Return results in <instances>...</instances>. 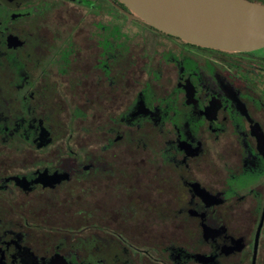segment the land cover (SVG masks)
Instances as JSON below:
<instances>
[{
    "label": "flooded vegetation",
    "instance_id": "1",
    "mask_svg": "<svg viewBox=\"0 0 264 264\" xmlns=\"http://www.w3.org/2000/svg\"><path fill=\"white\" fill-rule=\"evenodd\" d=\"M0 264H264V48L0 0Z\"/></svg>",
    "mask_w": 264,
    "mask_h": 264
},
{
    "label": "water",
    "instance_id": "2",
    "mask_svg": "<svg viewBox=\"0 0 264 264\" xmlns=\"http://www.w3.org/2000/svg\"><path fill=\"white\" fill-rule=\"evenodd\" d=\"M144 24L228 53L264 48V4L251 0H118Z\"/></svg>",
    "mask_w": 264,
    "mask_h": 264
},
{
    "label": "trees",
    "instance_id": "3",
    "mask_svg": "<svg viewBox=\"0 0 264 264\" xmlns=\"http://www.w3.org/2000/svg\"><path fill=\"white\" fill-rule=\"evenodd\" d=\"M251 1H256L258 3L264 4V0H251Z\"/></svg>",
    "mask_w": 264,
    "mask_h": 264
}]
</instances>
